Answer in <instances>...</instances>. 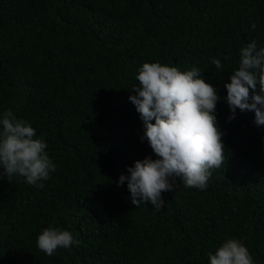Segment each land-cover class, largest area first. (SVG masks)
Returning <instances> with one entry per match:
<instances>
[{
    "label": "trees",
    "instance_id": "obj_1",
    "mask_svg": "<svg viewBox=\"0 0 264 264\" xmlns=\"http://www.w3.org/2000/svg\"><path fill=\"white\" fill-rule=\"evenodd\" d=\"M253 40L264 48V0H0V117L27 121L56 165L43 188L0 165V264H209L228 238L264 264V125L239 109L229 121L224 87ZM157 61L217 89L226 159L204 190L173 178L159 209L117 184L157 158L129 100ZM49 226L79 244L46 255Z\"/></svg>",
    "mask_w": 264,
    "mask_h": 264
},
{
    "label": "clouds",
    "instance_id": "obj_2",
    "mask_svg": "<svg viewBox=\"0 0 264 264\" xmlns=\"http://www.w3.org/2000/svg\"><path fill=\"white\" fill-rule=\"evenodd\" d=\"M252 29L256 24L251 25ZM216 69H223L220 59L212 58ZM139 86L129 100L143 122L144 134L157 157H145L128 167L129 175L121 174L118 186L127 181L131 203L135 207L151 204L159 209L164 204L162 193L173 190V178L183 181L185 187L204 190L212 171L225 164L223 132L217 126V89L202 78L201 70L192 67L180 71L160 62H145L136 75ZM226 88V102L235 119L236 110L252 111L254 123L264 125V48L257 49L253 40L239 51L238 68L234 70ZM251 90V91H250ZM154 121V123H153ZM46 142L36 138V130L24 119H18L11 110L0 117V165L3 175L23 177L29 185L43 188L50 173L56 171ZM53 223H55L53 221ZM74 240L71 232L58 227H46L37 236L36 246L48 256L58 248L68 249ZM209 264H254L244 242L226 239Z\"/></svg>",
    "mask_w": 264,
    "mask_h": 264
}]
</instances>
